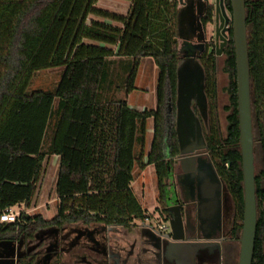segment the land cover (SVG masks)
<instances>
[{"label":"trees","instance_id":"trees-1","mask_svg":"<svg viewBox=\"0 0 264 264\" xmlns=\"http://www.w3.org/2000/svg\"><path fill=\"white\" fill-rule=\"evenodd\" d=\"M128 1V13L121 14L98 7V0H0V215L31 202L48 155L59 157L55 221L126 226L146 218L148 210L132 188L136 167L154 165L163 195L180 152L175 129L179 0ZM228 5L231 9V0ZM212 19L210 7L203 23ZM247 25L254 129L262 152V169L256 174L258 225L252 264H264V0H248ZM226 54L230 77L226 138L216 117L215 52L201 57L211 112L206 139L242 228L244 187L233 40ZM145 57H152L158 67L157 104L138 110L110 92L116 88L133 92ZM122 65L128 73L116 84L114 69ZM57 67L63 71L54 90H30L36 72ZM150 119L153 138L144 162ZM20 220L0 222V236L17 227L50 222L40 214L25 213Z\"/></svg>","mask_w":264,"mask_h":264},{"label":"flooded vegetation","instance_id":"flooded-vegetation-1","mask_svg":"<svg viewBox=\"0 0 264 264\" xmlns=\"http://www.w3.org/2000/svg\"><path fill=\"white\" fill-rule=\"evenodd\" d=\"M218 1L220 6L223 3L229 21L220 12L216 23V0H208L206 6L195 3V12L202 11V23L208 9L213 8L212 21L203 23V27L205 52L214 51L216 62L220 56H226L227 61L226 49L231 40L235 48L232 6L230 9L228 0ZM186 20L183 34L197 42L200 31L191 24L189 16ZM209 25L214 27L210 37L207 36ZM177 42L180 48L183 39ZM195 110L198 111L197 107ZM205 130L207 137L209 126ZM175 161L164 183L163 195L158 192L157 206L147 212L146 218L117 226L83 220L55 221L57 212L49 218L42 216L50 222L25 229L17 227L0 236V264H239L241 227L236 219L234 199L230 193L215 196L212 214L203 211L200 173L195 172L196 177L191 180L187 175L190 173Z\"/></svg>","mask_w":264,"mask_h":264},{"label":"water","instance_id":"water-1","mask_svg":"<svg viewBox=\"0 0 264 264\" xmlns=\"http://www.w3.org/2000/svg\"><path fill=\"white\" fill-rule=\"evenodd\" d=\"M206 6L208 0H179L178 38L183 39L179 48L182 61L177 68V98L175 129L179 141L180 152L176 157L178 164L191 180L199 172L200 196L202 210L213 211V197L228 192L226 183L220 178L216 167L209 156L208 142L204 127L209 126V101L206 94V73L200 57L206 50L205 31L200 19L202 11L195 12V3ZM216 0V23L220 20V12L229 18L224 5ZM233 12V30L235 42L238 111L240 126V150L242 155L244 217L241 228V248L239 264H252L258 225V205L256 194V134L254 129V110L252 104V80L249 62V28L247 25L246 0H231ZM189 16L192 25L200 31L198 41H192L183 34L186 18ZM223 18V16H222ZM218 27V26H217ZM220 29L217 28L219 37ZM221 39L226 41L224 36ZM224 45V43H223ZM221 52L219 51L218 54ZM197 107L198 111L195 110ZM172 228L176 233L174 220Z\"/></svg>","mask_w":264,"mask_h":264},{"label":"rangeland","instance_id":"rangeland-1","mask_svg":"<svg viewBox=\"0 0 264 264\" xmlns=\"http://www.w3.org/2000/svg\"><path fill=\"white\" fill-rule=\"evenodd\" d=\"M118 1L119 0H100V5L103 6L104 9L110 8L115 12L121 11L122 5L120 3H117ZM213 31V25H209L207 29V36L210 37ZM114 70L115 72L113 75V79L115 80L116 84H119L122 81V78L126 77L128 71L125 67H123V65L117 67L115 66ZM62 71L63 67H57L36 72L31 80L30 90H54L59 82ZM157 75L158 67L155 63V60L152 57L142 58L136 79L137 89L131 92L129 96H127L124 89L116 88V90L114 89L110 93L112 94L114 92L115 96L118 98H128L129 104L134 108H154L157 103ZM216 80V117L221 136L223 138H226L228 127L227 116L229 112L225 109V107L229 105V94L227 88L230 82L229 74L226 71V56H220L217 61ZM50 133L51 132L49 131L46 137L44 149H46L47 143L50 138ZM148 134L149 140L147 139V146L144 150L145 155L150 149L149 147L151 133ZM255 155L256 173L258 174L262 169V152L257 142L255 145ZM58 166V156L48 155L46 157V160L44 162V170L37 184L36 193L33 199L28 205L18 204L15 210L21 211L22 213L30 216L41 214L45 218H49L57 212L59 198L56 195L55 187L58 174ZM132 188L142 205L146 207L150 212L153 211L157 206L156 200L158 196L156 171L153 165H149L143 171L136 167L134 171V181L132 182ZM226 194L228 196L229 192H227ZM262 209H264V204L262 205Z\"/></svg>","mask_w":264,"mask_h":264},{"label":"crops","instance_id":"crops-1","mask_svg":"<svg viewBox=\"0 0 264 264\" xmlns=\"http://www.w3.org/2000/svg\"><path fill=\"white\" fill-rule=\"evenodd\" d=\"M116 1V0H115ZM117 3H120L121 5H122V9H121V11H116L117 13H121V14H127L128 13V11H129V9H130V5H131V3H130V1H128V0H122V1H118ZM98 7H100V8H104L103 6H101L100 5V0H98V2H97V4H96ZM179 8H180V5H179ZM108 10H110V11H113V9H110V8H107ZM113 12H115V11H113ZM94 18L95 19H101V18H99V17H95L94 16ZM136 85V84H135ZM136 89H137V86H136ZM131 94V93H130ZM127 96H129V94H127ZM125 99H127L128 100V98H125ZM128 102H129V100H128ZM157 104V103H156ZM130 105V104H129ZM131 107H132V105H130ZM146 108H149V107H143V108H136V109H138V110H144V109H146ZM154 108H156V106L154 107ZM151 109V108H150ZM151 120V121H150ZM149 120V123H148V131H147V139H148V133H151L150 135H151V139H150V146H151V141H152V138H153V120L152 119H150ZM149 140V139H148ZM150 148V147H149ZM150 150V149H149ZM147 161V155H145V157H144V162H146ZM149 166V165H148ZM147 166V167H148ZM154 166V165H153ZM146 167V168H147ZM155 168V167H154ZM136 169V168H135ZM143 171V170H142ZM156 171V170H155ZM135 193V192H134ZM137 196V195H136ZM139 199V198H138ZM140 201V200H139ZM142 204V203H141ZM143 206V205H142ZM144 207V206H143ZM145 209H147L146 207H144ZM148 210V209H147ZM149 211V210H148Z\"/></svg>","mask_w":264,"mask_h":264},{"label":"built area","instance_id":"built-area-1","mask_svg":"<svg viewBox=\"0 0 264 264\" xmlns=\"http://www.w3.org/2000/svg\"><path fill=\"white\" fill-rule=\"evenodd\" d=\"M18 206H12L8 209H6L4 212L0 215V222L2 223H15L20 221V216L22 215L21 211L15 210V208Z\"/></svg>","mask_w":264,"mask_h":264}]
</instances>
